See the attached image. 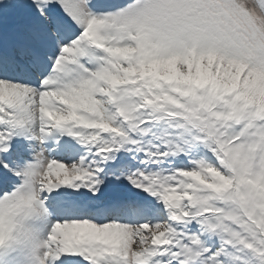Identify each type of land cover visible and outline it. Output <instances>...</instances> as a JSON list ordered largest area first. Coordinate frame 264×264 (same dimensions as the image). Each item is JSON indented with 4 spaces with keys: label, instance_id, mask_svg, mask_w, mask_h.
Masks as SVG:
<instances>
[{
    "label": "snow or ice",
    "instance_id": "snow-or-ice-1",
    "mask_svg": "<svg viewBox=\"0 0 264 264\" xmlns=\"http://www.w3.org/2000/svg\"><path fill=\"white\" fill-rule=\"evenodd\" d=\"M0 264H264V0H0Z\"/></svg>",
    "mask_w": 264,
    "mask_h": 264
}]
</instances>
